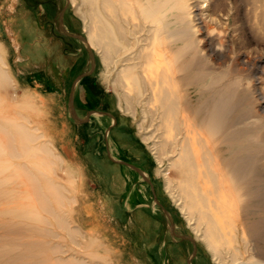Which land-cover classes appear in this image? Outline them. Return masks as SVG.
<instances>
[{
  "label": "rangeland",
  "instance_id": "rangeland-1",
  "mask_svg": "<svg viewBox=\"0 0 264 264\" xmlns=\"http://www.w3.org/2000/svg\"><path fill=\"white\" fill-rule=\"evenodd\" d=\"M179 1L166 15L191 43L194 92L202 100L227 90L228 141L244 146L252 171L245 181L250 197L238 208V221H246L250 231L238 240V260L264 258V0ZM79 6L80 0H0V67L7 78L0 86V264H44L40 257L46 252L45 264H54L56 242L70 246L61 257L77 255L88 264H172L166 249L173 264H184L183 249L192 254L190 264H229L230 251L213 255L196 239L174 193L165 189L168 160L164 155L158 163L152 150L162 133L157 119L147 118L138 101H130L134 111L119 103L112 84L119 66L104 68L99 51L86 42L91 23ZM20 16L33 26L32 34L21 30ZM206 34L219 48L211 55ZM87 69L74 83L72 106L78 116L93 112L77 122L68 94L73 78ZM21 125L34 136L25 147L16 130ZM109 155L143 170L152 193L136 171ZM47 204L66 229L57 227ZM25 210L34 212L33 224L43 228L49 222L56 235L29 229ZM169 220L192 240L173 237L167 244Z\"/></svg>",
  "mask_w": 264,
  "mask_h": 264
},
{
  "label": "bare ground",
  "instance_id": "bare-ground-1",
  "mask_svg": "<svg viewBox=\"0 0 264 264\" xmlns=\"http://www.w3.org/2000/svg\"><path fill=\"white\" fill-rule=\"evenodd\" d=\"M178 3L179 0H80L78 11L91 23L86 42L99 51L104 68L119 66L112 83L119 103L124 102L128 111L133 110L130 101H138L144 105L142 112L147 118L149 114L151 120L157 119L156 129L162 133L152 150L160 164L164 155L167 157L165 189L174 193L181 212L193 225L196 239L213 255L230 251L229 264H264V258L238 260V240L245 241L250 233L246 221H238V208L250 197L245 181L252 171L247 167L244 146L228 141L227 90L207 94L202 100L194 92L188 58H191V43H186L185 35L166 15V10L173 13ZM24 17H18L19 27L24 33L32 34L34 28ZM215 17L210 19L212 23L217 22ZM199 22L202 26L203 21ZM204 37L207 55L216 53L219 48L214 45V37L211 34ZM33 46L38 55L43 53L39 43ZM4 72L0 67V86L7 80ZM16 130L23 136V147L34 139L25 126ZM2 147L0 140V151ZM2 195L0 188V198ZM46 208L56 217L57 227L66 229L62 216L48 204ZM22 215L30 221L26 225L29 229L46 234L54 232L49 222H44L47 227L43 228L33 224V219L38 221L33 211H22ZM52 248L54 264H88L77 255L61 257L70 250L66 242H56ZM44 254L40 261L45 264ZM88 254L98 255L94 251Z\"/></svg>",
  "mask_w": 264,
  "mask_h": 264
},
{
  "label": "crops",
  "instance_id": "crops-1",
  "mask_svg": "<svg viewBox=\"0 0 264 264\" xmlns=\"http://www.w3.org/2000/svg\"><path fill=\"white\" fill-rule=\"evenodd\" d=\"M87 51H89V50H87ZM90 67H91V64H90ZM88 73V69L87 70H85V71H83V72H81V73H79L78 75H76V77H74L73 78V80L71 81V84H70V89H69V94H68V109H69V112H70V115L72 116V118L75 120V121H77V122H83V121H86L87 120V118H88V114L89 113H91V112H93V110H91V111H87L86 112V114L85 115H83V116H78L75 112H74V109H73V106H72V95H73V90H74V83H75V81H76V79L77 78H79L80 76H82V75H85V74H87ZM83 78H85V77H83ZM82 78V79H83ZM105 96V95H104ZM104 96H103V98H104ZM104 101H105V99H104ZM97 111V110H96ZM97 112H99V113H105V114H107V115H109L111 118H112V115L110 114V113H107V112H103V111H97ZM120 114H122V113H118V124L116 125V126H114L111 130H110V132L111 133H113L114 134V129L119 125V116H120ZM74 116H76L77 118H79V119H76ZM126 124V123H125ZM125 127V126H124ZM127 130V129H126ZM118 139V138H117ZM136 146H138V145H136ZM109 157H110V159H112L114 162H117V163H122V164H124V165H126L127 167H130L131 169H133L134 171H136L141 177H142V179H144L147 183H148V185H149V187H150V191H151V193H152V187H151V182H150V180H149V178H148V176L146 175V173L143 171V170H141L138 166H136V165H134V164H132V163H130V162H127V161H124V160H122V159H118V158H115V157H112V156H110L109 155ZM116 164V163H115ZM153 200L155 201V203H158L157 201H156V199L154 198V196H153ZM166 212V211H165ZM169 229H170V231H171V233H170V238L169 239H167V238H164L163 237V240L165 241V240H167V244H168V242H170V241H172V239H173V237L174 238H176L177 240H179V241H183L182 239H190L188 236H186V235H183V234H181V233H178V232H176L173 228H172V224H171V221L169 220ZM156 234L157 233H155L154 235H152L153 237H154V239L155 238H157L156 237ZM190 240H192V239H190ZM166 244L164 243V246H165ZM165 249H166V246H165ZM188 249V248H187ZM166 252H167V254H168V256L172 259L171 260V263L173 264L174 263V259H173V254L168 250V249H166ZM184 249L182 250V253H181V257H182V263L184 262V264H190V258H191V256H192V254L191 253H187L186 255H184ZM143 263V262H142ZM145 263V262H144Z\"/></svg>",
  "mask_w": 264,
  "mask_h": 264
},
{
  "label": "water",
  "instance_id": "water-1",
  "mask_svg": "<svg viewBox=\"0 0 264 264\" xmlns=\"http://www.w3.org/2000/svg\"><path fill=\"white\" fill-rule=\"evenodd\" d=\"M76 119H79V118H77L76 116H74Z\"/></svg>",
  "mask_w": 264,
  "mask_h": 264
}]
</instances>
